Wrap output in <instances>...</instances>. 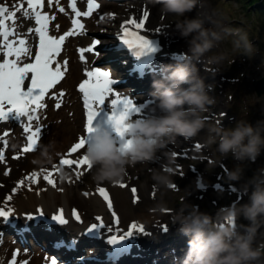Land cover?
I'll use <instances>...</instances> for the list:
<instances>
[{"label": "bare ground", "instance_id": "obj_1", "mask_svg": "<svg viewBox=\"0 0 264 264\" xmlns=\"http://www.w3.org/2000/svg\"><path fill=\"white\" fill-rule=\"evenodd\" d=\"M3 1H5L6 4L10 6H12L13 4H20V3H22L24 6L27 5L26 0H0L1 3H5ZM64 1L66 0H59V3H57L56 0H53L52 5L49 7L47 4V0H45V5L42 11L47 12V14H50L49 15L50 18L55 16L53 23L50 22L49 23L50 25L48 26L47 29L48 35L50 36H55L59 38V36L64 35L65 32H67L72 28L71 26H69L70 28L69 29L67 26L68 29L67 30L65 25L62 24L67 17L63 21V18L58 13H55L54 10V8L56 7H64L65 6L63 4ZM116 1L117 0H114V2L112 1L108 2L107 0H103V2H101L102 3L101 11L108 12V14H112V15H114L116 11L119 12L120 15L121 14L123 15L125 12L126 13L128 12L127 14L132 16H136L137 14L139 18H137L136 23L140 24L141 21H143V24H142V28L136 29V31H138L139 33L153 32L155 35L152 36H154V38L157 39L156 41L161 46L164 45L165 43H168L170 41H176L179 38H181L179 33L175 30V27H167L165 25H162L160 29V26L157 25L153 29L149 28V25H152L151 23H153L151 21L155 19L157 13L161 10V5L156 3L155 0L154 1L130 0L129 3L132 4V6H129L128 5L129 3L127 4L128 5L127 6L125 4L126 1H119L121 3L120 5H117ZM68 2L70 3V0ZM122 3L123 5H121ZM10 9H12V7ZM136 9L139 10L137 11ZM145 11L149 13L148 17L143 16V13ZM186 15L194 16L196 14L195 12L192 11L191 13H187ZM21 17L23 16L21 15L20 18ZM73 17L76 18L75 15H73ZM80 20L84 24V27L88 26L89 24L90 25L93 24V17L84 18V19L81 18ZM22 23H23L22 18L17 21L18 25H22ZM57 26L59 27L57 28ZM28 29H29L28 24L27 27L25 25L24 26L22 25L20 27V30L22 31L21 33L22 35L20 38H24L27 40V47H29L31 51L35 46V50H34L35 52L38 50L39 42L36 43L31 36H28L29 34ZM119 37H118L119 40H117V42L121 46L117 42L115 43V39L111 38V40H109L110 43H114L112 49H115L116 47L118 49V53L105 52V54L103 55L104 60H114V59L117 60L119 56L120 59L118 61L120 62L122 56L125 53L127 44H125ZM37 38L39 40L38 35ZM71 41L72 38L67 37V39H65L63 43L64 47L62 51L63 52L66 51L64 54V58H66V60L62 59L63 57L61 55H59L60 57L57 56L55 58V62L60 64L61 71L64 72L63 79L60 80V82L54 88L49 90L48 94L44 97L42 101V103H44L46 107L44 109L38 110L36 113V115L40 116L41 118L39 123L42 126V138L41 141L39 142L40 146L38 150H36L35 152H28V153L20 152L18 150L16 143L25 142L26 144V139L24 135L20 136L19 132L17 131L16 128L17 122L15 121L18 118H15L13 114L12 115L13 118H9V121H6L8 124L7 129L9 131V135L7 137H4V139L8 141V146L4 147L3 141H0V144L2 145L1 149H3L4 155H7L9 157V158H5L3 162H5L6 160H10V161H9V166L6 165L5 163H4L5 166L4 165L3 166L6 167L7 170L13 169V171L10 170L11 174L10 173L7 174V177H5V183L2 184L0 188H4V187L11 188L17 185L20 187L17 189L16 195L14 196L10 195L11 200H9L8 198L5 200L7 207L13 209L11 213V217H13V219L16 221V227L15 229L8 228V225L5 224L4 222H1L0 220V228H1V223L5 225L0 230L2 231V233H6L7 231H16V230L18 231L21 230L23 227H28V230L23 232L25 238L24 243L26 244V246L27 244H31V245H38L40 247H43L45 249L44 251L51 254L52 257H54L58 262L61 263L64 262V264H94V262H96L94 260L88 261V260H83L81 258H85L86 255H91L97 259L98 255H96V253H90L88 248L82 249L84 248V245L83 244L79 245V243L81 239H83L81 235L82 230L84 229L85 225L89 223L88 218L90 217V213L96 212L95 216H92V219L98 216L101 217V221L99 222H103L105 224L102 230L105 229V231H107L108 228L110 227L115 228L119 224L122 225V223L124 224L126 223L125 226L126 231L130 230L128 229V225H131L133 223L137 224L138 226H142L143 229H145L143 233L135 232V230H133V234L131 236H128V240L124 239L123 245L124 247L126 246V248L128 247L127 249H129V251H126L121 256V258L117 260L116 264H181V261L185 257L186 252L188 250V246H187L188 241L182 239L178 240V237L173 239L174 237L172 238L171 235H170L171 239H169L168 234H166L169 231V228L176 227V229H178L179 225L176 224L173 227L164 225L162 229V233L164 234V236H159L158 234H155L156 222H160L161 220L157 219L160 214H158L159 212L158 208L155 206L153 207V203L157 202L158 200H164L165 196L163 189H159L156 186L150 188L149 186L147 191L144 190L145 187L144 184L150 183L149 181H151L152 169L158 167L159 166L158 163H137L133 166L128 167L127 169V175L125 177L126 180L129 179L128 184H126L128 185L127 189L136 188L137 192L140 191V194H137L136 196L138 199V202H136L137 203L136 206L143 208H142V213H136V214L135 211L131 209L132 208L131 203L128 209L132 211L131 212L128 211L126 204L127 203L126 195L125 194L123 195L121 192L125 188L121 187L120 186L121 184L117 185L119 183L109 184L110 190L107 192H110L112 196L111 202L113 205V209L111 210L107 207V204L103 200V198L97 193V189L99 188L98 186H103V184L102 185L97 184V186L94 187V185H91L92 183H90L88 184L89 189L83 192L81 191L79 192L80 188L77 187L78 185L75 186L76 183L80 182V184L85 185L86 180L85 178H81V176L83 177L85 174L89 175V173L92 172V169L91 170L87 169L86 165H81L79 169H77L76 166H74L75 167L73 170L74 172L70 171V169L66 168L65 166L61 167L63 170L65 169L66 173H68V176L70 177L69 180H71V182L68 184L62 182L63 180L61 179V173L54 172L53 174H51L48 170L49 168L50 170L53 169L51 165L54 162V157L57 154H59L57 156V159L59 158V156L63 157L64 154L68 152V150L71 148V146L75 142H77L79 137L85 135V137L88 139V143L91 144L92 142L91 141L92 134L86 133L83 128L85 117L83 115L82 106H80V103H83V94L78 89L79 84L84 79L87 78L85 75L86 71L93 70V67H91V65L89 64V62H92V59L89 57L86 60L82 61L80 59V53L79 51L77 52V49L69 50L68 47ZM65 48L68 49L66 50ZM162 51H163V46H162ZM162 51L159 52L158 55L161 54V56H163L164 54H162ZM2 55L3 53H0V56ZM88 56H91V54L89 53ZM166 57L167 56H164L162 58H166ZM169 57L172 58V59H168L169 65L171 64L176 65L178 62H181L179 59H173V57L171 56ZM14 58L15 57H9V59H14ZM22 61L32 62V58L22 57ZM64 61H67L66 71L64 70ZM0 62H2V60H0ZM204 62L205 61L203 57L202 62L197 64V68L199 69V75L201 77L206 74H212L213 72L211 67H208L206 69L203 68L202 64ZM141 64H143L144 68L151 70L149 71L146 70V72L142 75L143 77L140 82L136 81V83H132L133 81L132 80L130 81L132 83L131 86L133 88V92L142 91L148 88L149 86H153L154 81L161 80L165 76L164 67L167 64L166 65L162 64L163 66H160L161 69L157 70L156 75L153 74L152 70L154 68H152V64L149 61L144 63H142L141 61ZM53 67H55V63L53 64ZM30 75L31 74L29 73V76ZM122 77H124L123 74ZM25 85L29 86L30 80H26ZM182 87L187 88L188 85L185 84L182 85ZM61 91L64 93V96L62 98L59 97L58 95ZM152 91L153 92L155 91L154 87ZM53 93L56 94L55 98H53L52 96ZM111 97L112 95H109L108 97H106V99H111ZM136 99L137 101L139 100V98ZM58 100L61 103V107L59 109H56L55 103ZM121 101H123V99ZM137 101H132L136 108H137ZM156 104L157 101L155 100L154 103L145 105L141 109L144 110V114H142L145 117L144 119H148L155 114ZM100 106L102 105L100 104ZM97 107L99 106L97 105ZM217 107L218 106L216 105V102L210 106V108L213 109L212 111L213 116L220 114L219 113L220 111L218 110ZM206 114L207 113H205L204 115ZM209 120L211 119L209 118ZM35 125H36V121H33V128L35 127ZM2 130L0 129V136H2V132H3ZM196 140L197 139L195 137L185 140L183 137L178 136L173 143H170L167 146V150L177 154L175 155L176 163L174 165V174H176V172L178 173V171L181 170L183 172L186 171L187 170L186 160L198 154V151H196L195 149L191 147L190 148L187 147ZM49 142H53L55 148L52 161L51 163L46 164L43 167H40L34 163V160L39 155L40 150L43 148V146L49 144ZM201 143L202 142L200 141L197 142V144L200 145L198 149L203 148V145H201ZM117 145L119 146L120 143H117ZM83 152L84 151L81 150L78 153H73L72 156L69 157V159L78 160L83 156L82 154ZM16 153H18L19 158H13L16 157L14 155ZM55 162H58V160L57 161L55 160ZM25 167H27V169ZM23 168H25L26 171L22 174L21 169ZM41 169H45L46 171H41ZM77 171L82 172V175L79 178H77L76 176ZM13 172L16 173L18 177H15L16 179L14 178V181L9 183L10 185H8V179L10 180V178L13 176ZM32 172H36L38 174L37 177H35L34 179L28 177L31 176ZM45 176H47L48 178L47 180L44 178ZM125 179L123 181H125ZM48 180H52L55 186L49 184ZM65 181H67V179ZM92 182L94 183L93 180ZM138 183H140L139 188L138 186H136ZM84 193H88V195L85 196ZM110 194L108 193V195ZM76 205H78L80 209L85 211V213H83L82 210H79L81 211V214L78 212L79 216L82 217V219L84 218L83 220H80L79 222H75L69 218L68 223L64 227H60L59 225L50 224L46 222L49 219H51L53 214L62 213L64 217L66 215L71 214L73 210L77 209L75 208ZM61 209L63 210L62 212L59 211ZM145 209H147L146 211L147 214L143 212V210ZM38 210L39 212L43 213L44 218H42L41 220L28 218L29 214L32 213L33 215H35L38 213ZM112 211H114L117 214L115 218L111 215ZM152 215H155V217H153ZM114 219H118L119 223L115 224ZM121 225H119V228ZM105 227L108 228L106 229ZM176 232L179 231L176 230ZM108 233L109 235L112 234L111 232ZM16 235L19 237L18 234H14V236ZM3 239L5 238L0 237V257L3 258L4 264H9V261H11L12 259L13 253H18L16 256V264H21V261H25L26 264H50V263L42 262L45 260L47 261V258H45L44 255L40 256V254L38 253L26 254L21 250H18L19 251L18 252L16 245L15 246L11 244L9 245L7 242H4ZM127 242L129 243L128 245ZM99 243L101 244L103 249H107V245L103 241ZM178 245L181 246V249H176V251L172 253L169 247L178 246ZM154 248L167 249V250H163L159 256H157L156 254L151 255V258L149 259H144V257L136 258L140 252L143 253L153 252L152 250ZM119 252L121 253L123 252V250L122 251L119 250ZM80 260H82L83 262H80Z\"/></svg>", "mask_w": 264, "mask_h": 264}, {"label": "clouds", "instance_id": "obj_2", "mask_svg": "<svg viewBox=\"0 0 264 264\" xmlns=\"http://www.w3.org/2000/svg\"><path fill=\"white\" fill-rule=\"evenodd\" d=\"M164 15L180 18L175 30L187 38L186 59L175 66L164 67L165 76L153 82L152 93L157 101L155 114L148 119L125 121L121 125L124 135L131 141L123 151L113 136L103 129L92 132L91 144L83 155L92 165V180L97 184L119 183L127 169L137 163H158L152 169L151 179L159 189H172L175 153L167 150L178 136L185 140L196 137L206 128L205 113L215 103L208 93L211 85H205L197 64L202 62L223 38L228 30L211 16H187L196 8L198 0H155ZM211 25V26H206ZM237 35H239L237 33ZM244 42L245 52H251L246 36H240L236 47ZM223 54L208 58V64L220 65ZM187 84V88L182 85ZM208 145L216 144V151L224 158L229 155L238 163L227 172L229 181H239L244 174V162H255L264 148V128L245 120L232 127L208 128ZM54 143L44 145L34 163L40 167L51 163ZM61 177L68 173L61 169ZM250 189L248 201L219 211L215 217L197 210L183 201L172 209L169 222L178 224L179 233L188 236V250L181 264H264V244H256L258 230L264 226V168L243 186ZM158 207H167L163 201ZM243 218L247 224H239Z\"/></svg>", "mask_w": 264, "mask_h": 264}, {"label": "rangeland", "instance_id": "obj_3", "mask_svg": "<svg viewBox=\"0 0 264 264\" xmlns=\"http://www.w3.org/2000/svg\"><path fill=\"white\" fill-rule=\"evenodd\" d=\"M120 1H126L125 3L126 5L130 2V0H120ZM120 3L121 2H117V5H120ZM247 4L248 2H246V0H198L196 8L193 9V12H195L196 15L197 13H199L202 16H211L215 21H217L221 25L222 28L228 30L227 33L222 34L223 38L217 43L216 47H214L212 50H210V52L205 54L204 56L205 62L202 64L204 69L211 67L213 70L212 74H206L202 77L204 78L205 85H211V90L209 91L208 94L211 97L215 98V102L216 105L218 106L217 108L220 111L219 112L220 114L213 116L212 115L213 109L209 108V111L205 115L207 121L206 128L202 130L195 137L197 139L196 141L192 142L189 146H187L188 148L191 147L196 151H198V154L186 160V165H187L186 171L183 172L181 170L173 175V180L174 183H176L175 184L176 186H174L172 189L163 190L165 196L164 200H158L157 202L153 203V207L154 206L157 207L159 211L158 214H160L157 219L161 221L156 222V231H155V234H158L159 236H164V234L162 233V229L164 225L171 227L176 225L168 221L169 215L172 209L179 206V204L183 201L184 197H185L184 202L195 206L198 211L202 213H206L212 217H215L219 211H226L229 207H234L236 205L246 203L248 201L250 189H245L243 186L257 173L258 169L264 168V148H262L261 154L256 159L255 162H244L243 167L245 171L242 179L239 181H229L227 179V172L231 170L238 162L235 161L231 155H229L227 158L222 157L216 151L217 148L216 144L208 145L206 143L208 128L211 127L219 126L223 128H228V127H232L237 121L245 120L253 125L259 123L260 126L264 128V94L261 96H257L252 87V82L254 80H258L264 76V15L260 12L258 13L251 12L250 9H247L248 6ZM121 5H123V3ZM128 5L132 6V4L130 3ZM54 10L55 13H58L63 18V21L67 17L62 24L65 25L66 29L67 26L69 28L70 19H71V17L69 16L70 10L68 9L69 11H64V12H60L58 9L56 10L55 8ZM136 10L138 11L139 9ZM116 12L114 13V15L111 14L112 16L108 14V12H106L103 16V19L101 20L97 19L95 13L93 15V24L92 25L89 24L88 26L84 27V29H86L87 31L83 30L77 35L69 36L70 38L73 39L68 47L69 50H74V49L78 50L81 48H87L88 46L90 45L92 46L95 43L96 46L95 55L91 53L92 56L91 57L88 56L89 53H86V59L90 57L92 59V62H89V64H91L94 68L101 69V64H103L102 60H104L103 54L105 53L104 46L110 43L109 40H111V38L115 36V34L118 31V27L121 26L122 22L125 19L127 21L134 20L136 22L137 18H139L136 14L137 12L135 13L136 16L129 15L127 14L128 12L127 13L123 12L124 13L123 15L122 14L120 15L119 12L117 13ZM161 12L162 11L160 10L157 13L155 19L151 21L153 23H151L152 25H149V28L153 29L157 25L160 26V29L162 25H165L167 27H175V24L178 22L180 18L175 17L171 14L164 15ZM24 20L22 25L24 23H27L29 25V28L35 27V23L31 19H24ZM206 26H211V25H206ZM237 33L239 35H237ZM150 34H154V33L151 32ZM28 36H31L33 40H35V42L37 41L35 32L29 33ZM240 36H246L247 44L251 46V52H247V53L245 52L243 41L241 42V47L239 48L236 47V42L240 39ZM162 46H163L162 54H164L163 57L164 56L167 57L166 58L161 57V60L159 59V62L161 64L163 63L165 65L166 64L169 65L168 59H172L169 56L171 57L178 56L181 62L184 59H186V54L188 52L187 38L181 37L176 41H170ZM34 50H35V46L33 47L32 52H34ZM65 52L61 55L63 57L62 59L64 60H66V58H64ZM221 54L225 56V60L220 65L207 63L209 57L221 55ZM123 90H125V92H129L127 88H123ZM152 93L153 91L149 89L147 92L141 94H144L142 95V97L148 95L149 97H152L154 99ZM133 96L136 97V94H133ZM80 106H82V111L84 115L83 103H80ZM209 118L211 120H209ZM15 122H17L16 128L20 136L24 135V137H26L27 133L24 132L23 125H21V123L19 124L18 120H16ZM6 124L7 122H0V129L2 130L3 128L2 135L8 128V124L7 125ZM198 141L202 142L201 143V145H203L202 149H198L199 148L197 147ZM16 145L18 147V150L22 152V149L25 146V142L23 143L17 142ZM1 146L2 145L0 144V149ZM14 155L19 156L18 153ZM58 155L59 154H57L54 157V162L52 164L55 163V160L56 161L58 160L57 159ZM5 158H9V157L5 155ZM9 161L10 160H6L5 162L0 161V186L5 183V177H7V175L5 176V172L11 174L10 170L13 171V169H8L9 170L8 171L6 167H4L5 166L4 163L9 166ZM25 168L27 169V167ZM25 168L21 169L22 174L26 171ZM63 171L66 172L65 169ZM15 177L18 176L16 175V173L13 172V176L10 178V180L8 179V185H10L9 183L14 181ZM69 178L70 177L68 176V178L66 179L68 180ZM81 178H85L86 184L82 185L80 184V182L76 183L75 186L78 185L77 187L80 188L79 192L80 191L83 192L89 189L88 184L90 183H92L91 185H94V187L97 186V183L95 184V182L94 183L92 182V172L89 173V175L85 174L83 177L81 176ZM61 179L63 180L62 182H65L67 184L71 182V180L65 181L66 179L62 177ZM128 182L129 179L127 180L125 179V181L119 182V185L120 184L124 185V186L121 185L120 186L126 189L125 190L122 188L123 190L121 192L123 195L124 194L126 195L127 209L131 203L132 204L131 209L135 211V214L142 213L143 207L136 206L137 203L135 204L133 202V194L131 192V188L127 189L128 185L126 184H128ZM149 182H150L149 184L147 183L144 184L145 191L148 190L149 186L150 188L155 186V182L152 179ZM109 184L110 183H105L103 184V187L110 189ZM139 184L140 183L136 185L138 186V188H139ZM6 192H9V187L0 188V205H3L2 202L4 200ZM137 194H140V191L136 193V196ZM162 201L167 204L166 208L158 207V205ZM75 208H77L78 210H82L78 205H76ZM147 209L143 210V212L146 213ZM128 211L131 212L132 210L128 209ZM82 212L85 213L84 210H82ZM95 213L96 212L90 213V217L88 218V221H94V219H92V216H94ZM152 216L155 217V215ZM238 223L247 224V221L241 218L238 221ZM119 225L116 226L117 230H123L125 229L126 223L125 224L122 223L120 228ZM176 230L178 231L176 227L169 228V231L166 233L168 234L169 239H171V237L172 238L174 237L173 239L178 237V240L180 239L186 241L189 240L188 236L176 232ZM16 237L18 236L16 235ZM5 239H6L5 242H7L9 245L10 244L13 246L16 245L17 250L21 249L26 254L38 253L40 254V256L44 254V257L46 258L45 255L46 251L43 252V249L38 245H33L31 246V248H28L29 246L27 247L23 246L22 248V246L17 245V243L14 242V238L12 236L9 235ZM256 244L257 245L264 244V226H262L258 230ZM187 246H188V242H187ZM169 249H171L173 253L174 251H176V249H181V246L180 245L171 246L169 247ZM163 250H167V249L154 248L152 250L153 252H146V253L140 252L136 258L144 257V259H149L151 258V255L156 254L157 256H159Z\"/></svg>", "mask_w": 264, "mask_h": 264}, {"label": "snow or ice", "instance_id": "obj_4", "mask_svg": "<svg viewBox=\"0 0 264 264\" xmlns=\"http://www.w3.org/2000/svg\"><path fill=\"white\" fill-rule=\"evenodd\" d=\"M56 2L59 3V0H56ZM52 3L53 0H47L49 7ZM26 4V8L22 3L13 4L11 6L12 10H10L8 4H0V53H3V55L0 56V60H2V62H0V122L9 121L10 116L13 114L15 118L20 120L24 132L27 133L25 137L26 144L22 149L23 153L35 152L40 146L39 142L42 138V126L39 123L41 118L36 115V113L38 110L46 107L42 101L48 94L49 90L54 88L60 80L63 79L64 72L61 71L60 64L55 62V58L59 56L65 39L69 36L77 35L84 29V24L78 19L80 16L88 17L92 14L93 9L100 7V4L96 3V0H88V11L80 12L76 10V0H70L69 6L75 10L76 18L72 21V28L65 32L64 35L57 38L48 35L47 29L49 16L47 12L42 11L45 5V0H26ZM64 10L63 7L59 8L60 12H64ZM17 12H22V16L25 19L35 20L37 27L34 29H28V33L35 32L39 37L38 50L34 53L29 47H27V40L20 38L22 34L18 31L19 25L17 24ZM148 15L149 13L147 11L143 13L144 17H148ZM51 19L54 20L55 16ZM101 19H103V17H101ZM142 24L143 21H141L140 24H137L134 20L121 24L122 35L120 36V39L130 48H138L141 51H154L151 46V41L145 35L136 31V29H139ZM58 27L59 26H57V28ZM95 47L94 43L92 46L79 49L80 59L84 61L86 59V53H92L95 55ZM9 57L15 58L9 59ZM22 57L32 58V62H23ZM54 63L55 67H53ZM64 70H67V61H64ZM29 73L31 74L30 76ZM85 75L87 78L79 84L78 89L83 94V103L86 110V133L91 134L95 130L93 127V121L97 115L95 105L97 103L102 105L105 102L106 97L112 93L110 86L114 81L111 79L108 71L99 68H93V70L86 71ZM26 80H30L29 86L25 85ZM58 95L62 98L64 93L61 91ZM52 96L55 98L56 94L53 93ZM111 103L113 105V113L109 116V121L112 123L116 134L122 140L119 147L120 150L123 151L130 145L131 141L125 139L121 125L129 119L130 113L136 111V108L133 102L129 99L121 101L119 94L116 95V99H113ZM120 103H123V110L117 114L115 106ZM60 107L61 103L58 100L55 103V108L59 109ZM33 121H36L34 128ZM8 135L9 132L5 131L3 135L0 136V141H3L4 147L8 146V141L4 139V137H7ZM88 146H90V144L85 135L79 137L77 142H75L68 152L64 154V157L60 158L59 165L63 167L67 164L70 168L72 165H75L77 169H79L81 165H86L87 169L91 170L92 165L84 155L79 160L65 158L71 157L73 153H78L81 150L85 151ZM197 147H200V145H197ZM175 155L177 154L175 153ZM13 158H19V156ZM4 159V151L0 149V161H3ZM41 171L46 170L41 169ZM7 174L8 173L5 172V175ZM37 175L36 172H32L30 178L34 179ZM81 175L82 172L77 171V178ZM44 178L46 180L48 179L47 176ZM48 183L55 186L52 180H48ZM131 192L133 194V202H138L136 197L137 189L131 188ZM97 193L106 202L107 207L110 210L113 209L107 190L103 187H99ZM84 195L87 196L88 193H84ZM8 199L11 200V197H8ZM10 211L11 209L6 211L4 208H0V217L7 219ZM59 211L62 212L63 210L61 209ZM73 211L75 213L76 210ZM38 214L41 216L43 215L39 210ZM111 215L115 218L117 214L112 211ZM28 218H32V216L29 215ZM52 219L61 225L68 223L62 215L53 214ZM76 219L79 220L78 215L76 216ZM96 220L101 221V217H96ZM114 223L118 224L119 220L114 219ZM104 225L103 222H100L98 224H92L91 227H103ZM130 228L134 229L136 232H144L143 227L138 226L135 223L131 224ZM110 230L111 227L109 228V231ZM132 234L133 231L131 230L125 231L119 236L113 235L111 241L112 243H116ZM17 254L18 253H13L9 264H16ZM0 264H4L2 257H0ZM21 264H26V262L21 261ZM52 264H56L55 259L52 260Z\"/></svg>", "mask_w": 264, "mask_h": 264}, {"label": "trees", "instance_id": "obj_5", "mask_svg": "<svg viewBox=\"0 0 264 264\" xmlns=\"http://www.w3.org/2000/svg\"><path fill=\"white\" fill-rule=\"evenodd\" d=\"M248 2L247 9L253 13H262L264 15V0H246Z\"/></svg>", "mask_w": 264, "mask_h": 264}, {"label": "water", "instance_id": "obj_6", "mask_svg": "<svg viewBox=\"0 0 264 264\" xmlns=\"http://www.w3.org/2000/svg\"><path fill=\"white\" fill-rule=\"evenodd\" d=\"M252 87L257 96H261L264 94V76L258 80H254L252 82Z\"/></svg>", "mask_w": 264, "mask_h": 264}]
</instances>
